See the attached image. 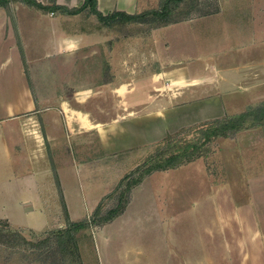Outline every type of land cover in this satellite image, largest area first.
<instances>
[{
	"label": "rangeland",
	"instance_id": "1",
	"mask_svg": "<svg viewBox=\"0 0 264 264\" xmlns=\"http://www.w3.org/2000/svg\"><path fill=\"white\" fill-rule=\"evenodd\" d=\"M163 1L153 0L150 10ZM15 8L25 72L27 64L32 80V71L51 76L48 88L43 75L33 86L19 84L34 97L5 99L15 109L0 126L9 149L0 143V227L33 241L67 224L61 182L71 220L90 218L101 201L103 216L118 206L127 183L140 178L142 162L167 134L264 103V0H199L188 19L160 27L106 24L88 11L49 17L21 1ZM62 34L70 46L63 55L53 44ZM18 74L3 69L0 80ZM125 85L129 96L120 102L113 92ZM36 90L43 98H35ZM81 91L98 129L75 133L67 148L43 146L41 157L33 155L40 150L29 137L14 138L21 133L17 123L29 136L28 128L40 122L30 103L49 108V118L65 125L60 103L69 112L78 109ZM254 122L213 141L198 159L144 177L123 196L120 215L80 234L83 264H253L244 257L250 235L239 223L247 217L239 206L250 199L248 177L262 169L255 162L264 157V127ZM0 264L29 263L0 244Z\"/></svg>",
	"mask_w": 264,
	"mask_h": 264
},
{
	"label": "trees",
	"instance_id": "2",
	"mask_svg": "<svg viewBox=\"0 0 264 264\" xmlns=\"http://www.w3.org/2000/svg\"><path fill=\"white\" fill-rule=\"evenodd\" d=\"M16 1H21L30 7L43 11H58L69 16H76L88 11L106 22V24H111L112 22H138L140 24L151 22L158 23L159 27L188 19L191 10L199 2V0H164L160 9L149 10L136 15H129L118 11L104 15L97 8V0H86L78 8H68L57 4L44 5L37 0H0V8L3 7L8 13L12 14L11 5L12 2ZM186 6L191 9L181 13V9L185 10ZM23 58L25 60L24 56ZM25 68L29 84L33 86L27 64ZM250 118L255 120L253 125H264V103L238 115L224 116L205 121L195 126V128L185 129L175 134H167L158 143L155 152L151 153L142 162L141 167L143 172L140 174V178L127 183L126 189L121 192V201L118 206L103 216H100L104 208V201H101L90 218H85L81 221L71 220L67 203L59 184L60 197L66 215V226L48 232L39 241L27 238L22 231L0 227V244L6 247L10 254H17L23 262H28L29 264H83L80 251V234L90 228L92 224L108 223L120 215L126 207V201H123V196L128 193L130 194L134 186L140 184L144 177L153 172L179 168L186 163L200 158L204 153L209 151V144L219 138H227L236 134L246 127L245 123ZM109 197L111 195L107 198ZM4 257L6 259L8 257L11 258V256ZM6 261H11V259H7Z\"/></svg>",
	"mask_w": 264,
	"mask_h": 264
},
{
	"label": "crops",
	"instance_id": "3",
	"mask_svg": "<svg viewBox=\"0 0 264 264\" xmlns=\"http://www.w3.org/2000/svg\"><path fill=\"white\" fill-rule=\"evenodd\" d=\"M37 1L44 5L57 4L59 6H65L68 8H78L81 7L86 0H37ZM16 2H12L11 5L12 14L8 13V11L5 8L3 7L0 8V68H2L0 73L3 72V69H9V68H12V70H15V72L17 71L19 73L14 77H9L8 80H6L5 82H2L0 80V126H2L1 122L5 112L6 111L9 112V114L11 115L14 113V109H15L13 104L6 105L5 103L6 98L18 99V100L22 97L31 98L34 97L33 93L35 92L33 90L31 91V88L27 90L26 88H28V86L24 88V90H22L23 87L20 86L21 84L23 86H26V84L28 83V77L26 76V72L24 69V61L21 51V49L23 50L26 49L25 38L23 37V34L20 29L17 11L15 8ZM152 2L153 0H97V8L104 15H109L116 11L124 12L129 15H136L149 11L151 8L150 4H152ZM37 10H39L41 14L47 15L49 17H55L58 14H63L62 12H58V11L50 12V11H43L40 9ZM65 16H69V15H65ZM54 31L56 33V29H54ZM66 35L62 34V39L60 41H57V38L54 39L53 41L55 47L54 49L57 50L58 53H60L61 55L66 54L65 52L69 51L70 46L66 42L68 41V37H65ZM74 46L75 44H72L71 47ZM47 63H48L47 61L45 63L41 62V65L36 64V67L37 66L46 67ZM105 66L106 65H104V67ZM37 75L39 77L42 75L44 76V78L47 81L44 84L45 87L43 88H48L47 83L49 77L51 76L50 73L47 75L46 72L44 74L43 72L39 73L38 71L35 72L32 71V76L34 78L32 80L33 83L38 82ZM113 75L111 76V78H113ZM18 77H21V80L17 79ZM126 87L127 85H125L123 89H115L113 92L114 95H116L120 99V102H125L123 100L127 99V97L129 96V92H127L126 89L124 90V88ZM38 91L39 90H36L35 98H43V96L37 94ZM99 92L100 90L97 91L95 95L98 94ZM76 94H77L76 96L77 103L79 105L78 109H72V110L69 109L71 111L69 112L67 110L68 103L64 101L60 103L61 113L67 118V122L65 121V125L61 121H57L55 119H53L55 121H52V118L51 119L49 118V115H51L49 108L42 110L38 107L37 102L33 101L32 103H30L29 110L33 111L32 118L37 119L40 122H37L36 124L31 125L28 128V131L30 132L29 136H27L25 132L26 129L24 128V125H22L21 123H17V124L14 123L18 125L17 126L18 130L21 132L17 136L13 135L14 138H17L18 141L21 140L24 141L26 137H29V140L33 143V145L38 146L40 150V151L37 150V152L35 151L33 155H35V157H41L43 155V149H42L43 146H46L47 149L50 148V150L56 147L67 148L69 139L73 138V135L75 133L77 134L87 133L89 131L95 130L96 128L98 129L100 124L96 123L97 121L91 120L89 118V116L91 117L90 112L86 110V108L84 107V103L85 101H87L86 100L87 96H85L86 91H81ZM70 117H74V120H72V122H68V118ZM76 126L78 127L77 132H75ZM258 127H264V125H258ZM251 133H257V131ZM4 142L5 139L2 134L0 143L3 144ZM1 146L3 147L4 150L7 151L8 154L9 152L8 147H6V145L4 144ZM253 148L259 150V147L257 145H255ZM16 154L20 155L21 153H16ZM22 154L24 155V153ZM30 159L34 162L38 160L33 158ZM255 164H256L255 168L259 169V167L261 166L262 169L261 171H258L248 177V191H249L250 199L248 200L245 199L243 205L239 206L240 209L244 211L245 215H247V217L245 219L246 222L244 221L242 223L240 221L239 223L242 224V227L245 228L244 233L245 234L247 233L246 237L250 235V239L246 244L247 253L245 254L244 257L251 258L253 264H264V157L259 158L255 162ZM55 172H58V169ZM28 178H33V177L29 176Z\"/></svg>",
	"mask_w": 264,
	"mask_h": 264
}]
</instances>
